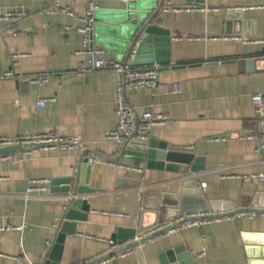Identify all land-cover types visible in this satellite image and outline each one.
Masks as SVG:
<instances>
[{
  "label": "crops",
  "instance_id": "crops-1",
  "mask_svg": "<svg viewBox=\"0 0 264 264\" xmlns=\"http://www.w3.org/2000/svg\"><path fill=\"white\" fill-rule=\"evenodd\" d=\"M90 1L0 0V12L29 11L17 22L0 23V71L22 75L0 79V137L55 131L80 136L85 142L81 159L77 150L57 147L26 154L13 164L2 158L7 153L0 152V226L16 227L0 231V264H41L47 258L67 221V203L39 195L67 194L69 187L92 191L79 194L90 205L88 212L77 209L87 218L69 220L76 233L65 225L61 264L73 260L86 264L114 251L121 230L136 229L140 238L177 218H171L174 211L178 216L196 211L200 198L188 193V188L198 186L208 203L230 201L234 209H247L255 201L264 209V180L242 177L264 173V149L258 150L264 135V108L252 100L264 92V44L246 42L264 37V0L144 2V7L157 4L154 22L171 32L168 53L159 52L161 61L154 63L159 65L158 79L162 84L177 83L181 91L138 89L129 91L128 99L138 114L155 111L169 116L166 125L152 128L147 141L188 148L202 159L204 169L184 173L148 168L147 162L142 171L132 169L133 157L123 153L119 141L105 138L117 123L118 75L77 71L78 63L88 59L77 52L83 49L80 29L87 25L84 17ZM98 2L101 12L94 18L95 26L99 25L100 38L108 48L97 41L96 45L105 49L104 56L128 59L137 67L151 66L147 56H139L136 62L135 55L130 60L127 53L121 54V38L112 35L115 24L110 22L123 19L126 1ZM167 5L181 10L164 11ZM17 53L22 56L15 64ZM42 73L49 74L45 85L31 82L29 77ZM46 98L54 100L39 106ZM32 179L50 180L47 191L31 190ZM67 179H72L71 186ZM122 179H140L141 184L129 186ZM189 180L196 187L186 185ZM160 202L168 208L161 206L155 212ZM112 210L125 215L106 213ZM209 210L215 211L211 204ZM220 211L228 210L215 212ZM180 246L190 256L178 260L179 264H264V215L233 214L156 236L130 248L125 256L119 252L116 258L113 254L93 264H162L161 256Z\"/></svg>",
  "mask_w": 264,
  "mask_h": 264
},
{
  "label": "built area",
  "instance_id": "built-area-1",
  "mask_svg": "<svg viewBox=\"0 0 264 264\" xmlns=\"http://www.w3.org/2000/svg\"><path fill=\"white\" fill-rule=\"evenodd\" d=\"M99 0H91L87 6L85 21L87 25L80 29L83 35V49L79 50L77 54L86 55L87 60H82L78 63L77 71L79 74H89L93 72L102 71H115L118 75L117 80V93H116V115L117 123L116 126L109 131L105 132L106 139H115L119 141L121 149H124L126 145L131 140L147 141L150 137V133L153 127L166 125L169 121V116L165 113L155 112V111H144L138 114L134 107L130 104L128 99V92L138 89H154L157 90L161 88L163 92H180L181 88L177 83L172 85L162 84L159 79V65L153 64L151 66L137 67L132 62L119 59H107L105 54V49L101 46L96 45V30H95V20L94 14L99 9ZM126 2L136 1V0H123ZM164 11L174 10L179 11L181 8L177 6L167 5L163 8ZM70 13L74 14L72 11ZM29 14L26 9H13L6 12H0V23H13L17 22ZM226 39H232L233 37H225ZM220 39V37L216 38ZM246 42L249 43H259L264 44V37H256L253 39H247ZM21 54L14 55V63L18 62ZM134 54L129 56L131 60ZM14 71H0V79L10 78V77H20ZM31 82L36 83L40 86L45 85L49 80L48 73L36 74L29 77ZM54 98H46L39 101V106H44L46 102L53 101ZM255 105L264 108V92L256 94L252 97ZM18 105V101H16ZM217 140V139H216ZM0 146H18V149L5 154L2 156L3 159L10 160L13 164L20 161L26 154H33L38 150L63 148L68 150H77L79 152V158L81 159V153L85 148V142L80 136H66L61 135L55 131H39L30 134H19L15 137L1 136ZM264 149V135L261 136L258 150ZM88 160L95 162L96 158L93 156H88ZM132 169L142 171L145 168V163L141 162L137 166H131ZM246 180L251 179H261L264 180V173L243 175ZM48 179H32L30 183L32 184L31 190L39 189L42 191H47ZM37 185V186H34ZM39 196L54 199L60 198L64 199L68 203L71 199L79 197V194L68 193H44ZM227 211L215 212L209 209H198L193 212L186 213L182 216H178L174 220L172 219L168 223H162L156 226L154 229L150 230L146 235L152 234L156 231L163 230L156 236H165L172 232L182 230L188 227L198 226L201 227L212 221H218L224 217H231L233 215H225ZM107 214L115 216H124V213L119 211H108ZM264 215L263 211H251V212H240L235 214L238 217H249L256 218L257 216ZM16 227L7 225L0 226V231L15 229ZM165 229V230H164ZM55 231H53L50 236L48 243L50 244L54 239ZM154 236V237H156ZM153 237V238H154ZM152 239V238H151ZM132 249H127L121 252V256L129 254ZM3 254L0 252V256ZM118 254L112 257L116 258Z\"/></svg>",
  "mask_w": 264,
  "mask_h": 264
},
{
  "label": "water",
  "instance_id": "water-1",
  "mask_svg": "<svg viewBox=\"0 0 264 264\" xmlns=\"http://www.w3.org/2000/svg\"><path fill=\"white\" fill-rule=\"evenodd\" d=\"M145 0H136L126 2L125 8L122 9L121 14L123 15V19L120 21H111L113 23V29L115 31L114 36L121 38L120 43L122 46L118 49L121 54L127 53L128 58L131 54L135 55V60L137 62V58L141 55L147 56L148 63L154 64L155 62H160L159 52L166 51L168 53L169 45L171 43V32L163 27L159 26L154 22L156 15L159 13V9L152 13V11L157 7V4L151 5L149 7H144ZM101 9H98L94 18H99ZM95 30L97 33L96 41L99 44H102L107 47L105 41L100 38L101 31L99 29V25L96 24ZM100 34V35H99ZM108 48V47H107ZM121 60V59H119ZM169 61V56L166 57V61ZM156 148H159L160 151H157ZM18 149V146H7L1 149V153H10ZM134 151H139L137 155L134 154ZM123 153L127 155H131L134 159V165L137 166L141 162H147L148 168H159L165 169L170 172L175 173H184L185 171L197 172L205 168L204 165H201L200 162L202 159L196 158L195 154L188 148L176 147L167 143L156 144L154 140L150 141H139V140H131L123 150ZM87 161V159L85 160ZM122 183H125L129 186H137L141 184L140 179H122ZM69 186H71L72 179H67ZM186 185H192L196 187L194 180L186 181ZM188 193L195 194L200 198L201 204L198 209H209L210 204L211 207L215 211H219L221 209L228 210L225 212V215H233L239 212L244 211H263L264 209L258 208V204L254 201L250 208L244 209L238 207L237 209L233 208V203L230 201H211L208 203L204 197H201V189L197 186L193 189H186ZM92 191L85 187H74L71 189L69 187L66 189L64 193H75L82 194L88 193ZM162 197V195L157 194V197ZM165 197V196H164ZM161 206L167 209V205L164 202H160L158 206H156L157 211L160 212ZM78 208L84 209L85 212L90 210V205L88 201L75 198L71 199L67 203L66 208V220L63 222L62 229L58 236L56 237L53 248L46 259L41 264H61L63 248L66 238V227L65 225H69L71 229H68L70 233H76L75 224H70L69 220H85L87 218L86 213L81 214L78 212ZM174 208H177L174 206ZM165 209V210H166ZM178 211H174V214L171 218L178 217ZM159 219L163 222L162 217ZM157 221L156 224H158ZM165 230V229H164ZM163 230L156 231L152 234L144 235L143 237H136V229H130L128 231L121 230L119 234L120 241L118 242V247L111 251L110 253L101 256L99 258L94 259L90 263L93 264L100 260H103L113 254H117L129 248L138 246L140 243L145 242L146 240L153 238L154 236L161 233ZM126 238H132L131 241H127ZM190 256V253H185L183 251V247H175L173 249L168 250L163 256H161L162 264H179L178 260L186 259ZM75 260L71 262L74 264Z\"/></svg>",
  "mask_w": 264,
  "mask_h": 264
}]
</instances>
